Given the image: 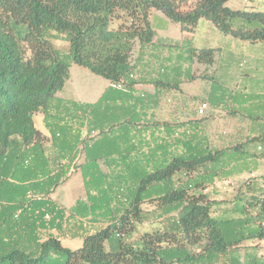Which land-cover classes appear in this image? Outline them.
Instances as JSON below:
<instances>
[{
    "label": "trees",
    "instance_id": "1",
    "mask_svg": "<svg viewBox=\"0 0 264 264\" xmlns=\"http://www.w3.org/2000/svg\"><path fill=\"white\" fill-rule=\"evenodd\" d=\"M227 1L0 0V264H216L264 240V177L239 189L238 220H218L222 201L207 190L225 179L227 150L209 148L201 119L156 112L193 74L158 56L151 10L182 31L205 20L224 35L264 41V13ZM186 51L189 64H213V50ZM72 65L106 80L95 102L57 96ZM72 172L84 197L66 208L50 195ZM63 239L82 246L70 250Z\"/></svg>",
    "mask_w": 264,
    "mask_h": 264
},
{
    "label": "crops",
    "instance_id": "2",
    "mask_svg": "<svg viewBox=\"0 0 264 264\" xmlns=\"http://www.w3.org/2000/svg\"><path fill=\"white\" fill-rule=\"evenodd\" d=\"M249 1L228 0L227 6L231 10L264 13V5H261L260 10L247 9ZM149 22L155 33L153 42L155 46L158 45V56L169 64L177 61L184 69L191 68L193 79H181L180 89L175 93L196 103L192 115L184 120H202L209 148L212 151L227 150V160L230 162L226 163L222 173L225 179L216 180L207 191L211 200L222 201L214 206L218 220H238L232 215V209L239 205L236 198L239 189L250 178L264 177V173L257 174V163L264 159V117L253 121V117L245 112L248 107L246 104H264V41L249 43L224 35L205 20L198 21L192 32L182 31L179 24L171 22L158 10H151ZM164 44H176L178 47L169 49L163 47ZM188 48L213 50V64H189L185 60ZM139 88L152 90L149 85ZM168 94L166 92L164 95ZM249 99L255 102L250 103ZM202 102H207L209 107L203 115H198L197 110ZM36 128L48 136L43 126ZM237 146L243 148L237 151ZM233 180H237L236 185L232 184ZM218 182L226 183L227 187L234 185L231 199L220 197ZM52 195L51 199L57 202ZM260 243L245 241L242 247L216 264H246L248 258H264V253L259 250Z\"/></svg>",
    "mask_w": 264,
    "mask_h": 264
},
{
    "label": "rangeland",
    "instance_id": "3",
    "mask_svg": "<svg viewBox=\"0 0 264 264\" xmlns=\"http://www.w3.org/2000/svg\"><path fill=\"white\" fill-rule=\"evenodd\" d=\"M261 5H264V0H250L248 2L249 10H260ZM51 43L59 47L62 51H66L68 43L63 40H52ZM138 55V47L136 46L132 60H135ZM107 82L100 76L92 74L87 68L72 65L69 72V79L66 81L61 92L57 96L76 102L93 103L95 102L101 93L104 91ZM168 95H163L161 105L157 109V118L161 120L169 121H182L184 118H188L192 115V110L196 107V103L192 99H183L179 94L175 93L176 90L168 91ZM170 100V102H168ZM261 101V100H260ZM250 103L255 102L254 99H249ZM246 113L253 117V121H258L259 117H264V104L261 102L259 105L246 104ZM36 126L42 127L41 116H35ZM40 123V124H39ZM258 173H264V159L258 163ZM237 183V180H233L232 184ZM220 197H227L231 199L233 197L232 186L227 187L226 183L220 184ZM236 185V184H235ZM52 197L61 205L70 207L78 198L84 197V188L82 179L79 172H72L67 179L66 183L59 187ZM63 247L70 250H75L82 246V240H68L63 239L61 241ZM259 250L264 253V240L259 244Z\"/></svg>",
    "mask_w": 264,
    "mask_h": 264
},
{
    "label": "built area",
    "instance_id": "4",
    "mask_svg": "<svg viewBox=\"0 0 264 264\" xmlns=\"http://www.w3.org/2000/svg\"><path fill=\"white\" fill-rule=\"evenodd\" d=\"M113 88L120 89V85H112ZM170 102V100H168ZM209 105L207 102H202L197 110L198 115H203L204 112L208 109Z\"/></svg>",
    "mask_w": 264,
    "mask_h": 264
},
{
    "label": "water",
    "instance_id": "5",
    "mask_svg": "<svg viewBox=\"0 0 264 264\" xmlns=\"http://www.w3.org/2000/svg\"><path fill=\"white\" fill-rule=\"evenodd\" d=\"M32 117V116H31Z\"/></svg>",
    "mask_w": 264,
    "mask_h": 264
}]
</instances>
